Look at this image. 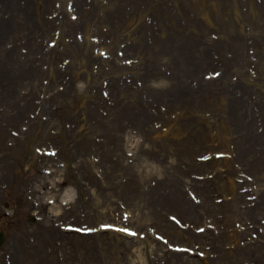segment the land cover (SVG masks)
<instances>
[{"label": "rangeland", "instance_id": "374dc122", "mask_svg": "<svg viewBox=\"0 0 264 264\" xmlns=\"http://www.w3.org/2000/svg\"><path fill=\"white\" fill-rule=\"evenodd\" d=\"M67 1L69 6H66ZM85 1L88 3L79 0L80 4L78 5L76 0H46V2L39 0L41 5L38 15L42 17L43 22L51 24L43 26L44 32L37 24L38 19L34 15L36 13L33 9V0H26L28 2L26 10L29 14L31 13L27 24L19 20L14 22L12 27L0 26V37H2L0 38V122L2 124L0 126V230L6 236L0 247V264H186L187 261L193 264H210L206 261L216 260L219 255V247L225 242L227 243L224 246H227L228 242L231 243L232 238L227 237V241H224L221 238L223 232L221 223H217L209 213L199 207L202 204L211 205V202L206 201L201 195L195 196L196 201L189 198L190 191L198 193L195 188L191 189L185 185V182L179 181L174 175L176 171L168 174L170 178L172 176L179 181V183H175V186L167 180L156 181L160 176L157 172H150L153 170L150 161L164 160L161 173L167 174L168 169L176 167L180 170L181 166L184 167L182 170L184 171L190 163L179 147L183 149L198 148V146H193L194 143L187 147L186 140L197 134L198 130H201V134L211 131V134L214 135L216 130L205 128L203 123L207 122L214 127L221 118L220 110L224 109L226 105L230 109V103L242 105L243 102H240L238 98L232 99V96H235L239 91L237 85L242 86L244 83L241 77L243 75L240 73L250 76L254 68L252 67L251 70V67L248 68L247 65H251V61H254L261 76L264 75V65L262 64L264 62V0H207L206 5L202 2L201 6L196 3L198 0H97L103 2V4H98L99 8H90V4L94 0ZM213 2L215 6H212ZM50 3L51 6H46ZM112 4L115 11L118 8L120 11L124 10L125 13L120 12L121 15L117 16L119 10L116 11L113 13V21L106 19L99 29L108 33L109 24L113 34L115 30L119 31L120 27L123 28V23L120 20L125 19L134 23L135 40L132 42V39H129L127 41L129 47L126 48V46L124 47L126 42L120 43L118 40L121 36L120 33L115 32L112 37L107 36L105 40L102 39L101 34L94 36L96 38L93 42L97 43L94 48L95 43L91 45L84 37L83 26H86L84 21L86 17L81 9L83 7V11H89L95 8L91 15L95 19L98 17L105 19V11H101L100 7L107 6L106 9H109ZM129 5H133L134 9H129ZM178 8L181 13L177 17ZM261 8H263L262 12ZM166 12H169L170 15H166ZM138 13H142L143 17L139 23L134 20L137 19ZM151 15L164 20L167 29L171 31L167 33L168 39L161 40L160 34L154 29V38L162 43L158 48L151 46L153 52L149 53V49L144 46H146L145 42L151 43V40L147 37L144 38L139 31H141L143 23H148L152 19ZM170 17L178 18L179 22H174ZM33 20L37 27L32 26ZM65 20H76L75 23H82V25L75 26L76 28L66 27L64 26ZM89 24L93 25L92 28L96 25L92 21ZM170 24H172V29L168 27ZM178 26L181 27L179 34L175 32L177 30L175 28ZM92 32L95 35L97 31ZM71 34V39L74 40L70 43L74 44L67 45V47L74 49L78 43L82 49H88L85 58L93 55L96 58V55L112 54L111 58L108 56L110 61L106 62V66L104 64L99 66L101 75L97 76V83H95L98 87L92 90L96 95L91 96L90 94L88 98L80 96L75 91L76 88L74 89V87H79L78 90L81 91L85 84L82 82L83 80L76 79L73 83L65 82L62 79L49 82L46 78L47 61L41 62L38 66L32 57L38 56L34 46L41 41L40 38L43 45H48L47 40L55 35L64 37L61 38V41H57L55 47L57 50H61L60 43L64 39L65 43H68L66 37L68 38ZM173 34L179 40L173 39ZM212 35L215 38L209 42ZM41 36L47 39H43ZM90 38L93 39V37ZM228 40H232V43L229 44ZM19 41L21 44L17 45L16 42ZM174 41H178L180 49L177 48ZM14 42L15 44H13ZM5 44L12 45L11 49H13L8 59L2 53V45ZM141 47L144 48L141 51L142 56L132 53L140 51ZM213 47L215 52L210 54L209 50ZM232 53L233 57L230 56ZM18 55L21 56V62H15L19 59ZM66 58L65 62L69 60L68 57ZM110 63L112 67L115 66L112 71ZM12 64H17V69ZM61 64L62 62L58 61V66H62ZM148 64H151L153 68V77L146 79L143 73H146L147 70L151 71L147 67ZM92 65L97 71V59L87 62L86 68L89 70L90 67L93 68ZM34 66L36 69L33 68ZM116 66H125L126 69L120 70ZM29 69L33 70L36 83H38L37 81L45 82L41 88L33 90L36 92L34 95L28 96L26 104L19 105L17 102L20 92L30 89L28 85L30 79L27 76ZM113 70L115 71L113 72ZM213 70L220 74L215 78L211 76L205 78V75L212 74ZM137 71H141L142 74L135 76ZM252 74L256 75L254 71ZM226 76L228 77L226 83L228 81L235 83L234 86H227ZM230 76L234 79L230 80ZM108 80L114 85H122V88H125L127 84L133 85L131 89L137 92V96L132 97L134 103L128 102L130 108L123 107L122 110L119 109L120 107L118 108L115 104L116 101L114 102L108 95L110 92L107 87ZM203 80L210 82L207 84L209 87L206 88L209 95L202 94L205 87L202 91L198 90V92L193 91L192 93L189 91L194 90L192 85L195 82L201 83ZM258 80L260 81V78ZM165 82L172 83L157 85ZM91 85V87L95 86ZM154 85L156 86L152 87ZM180 86H183L182 93L177 92L174 95L173 90ZM254 86L256 85L247 83L242 89L247 91L246 94L251 97V89ZM38 87H40L39 84ZM216 87L227 88L224 92L227 102L223 103L222 93L217 92ZM30 90L32 91V89ZM54 91L55 95H52L50 107L47 108V104L50 102L48 103L46 98H50V93ZM106 92L107 97H105ZM211 94H215L216 98L212 99ZM237 94L239 95V93ZM100 97L106 99L107 106L101 104ZM127 97L123 98L122 102ZM209 98L211 100L207 101ZM147 99L149 102L152 101L150 107L154 105L151 109L146 103ZM250 100L252 106L255 107L258 101ZM37 101H43L42 108L37 107ZM90 104L95 106L99 116L104 115L100 129L81 128L80 126L98 123L96 117L93 116L90 119L87 118L86 122L81 120L84 109H91ZM96 104L98 105L96 106ZM125 104L126 102L122 105ZM246 105L247 102L244 103V106ZM156 107H158L157 110ZM175 107L177 109H174ZM237 109H240V106L234 107L233 111ZM151 110L153 113H149ZM112 113H116L115 117ZM192 113L193 116H191ZM197 113L201 115L195 116L194 114ZM204 114L206 117L203 116ZM173 119L175 120L172 121ZM164 120H171L174 125H170V130L173 132L178 130L182 135L174 140L169 133L168 136L162 137L164 141H160V139L152 141L153 131L162 127L167 128ZM189 120L193 124L192 126L188 124ZM201 120L204 122L198 123ZM249 122V117H246L243 120V125L247 126ZM202 126L204 128L199 129ZM224 133L226 132H221L223 137ZM134 136L136 141H134ZM206 140H201L204 144V151L194 152L198 155L203 152L207 153L204 156L207 159L202 164V169L198 171L191 167L186 173H189L190 178L193 177L198 181L203 180L204 177L203 184L201 183L199 188L205 189L204 187L207 185L208 190L213 191L211 193L212 203L216 204L213 212L220 218L222 214H225L220 206L224 207L225 204H228L227 198L231 197L225 191L222 192L221 181L217 182L219 178L222 180L227 178L226 166L222 162L226 158L213 157L214 153L212 152L224 150L223 146H216L214 140L207 142ZM245 141L247 140L244 137L239 142V149L245 161L241 158V162L237 163L231 159V165L234 169L239 170L234 176V181L243 186L238 188V193H243L245 199L255 201L259 195L258 191L264 190V184L258 185L257 182L264 180V169L262 174L259 173L258 178L255 179V171H251L249 167V162L252 160L249 158L248 162L249 155L246 156L244 152ZM166 142L169 144H165ZM255 146L256 148L260 147L259 144ZM170 149L181 156H177L175 160L167 158L165 152ZM45 150L52 154L47 155ZM127 151L130 155L133 151L135 155L127 157ZM258 156H260V152L256 153L255 157ZM212 157L218 162H211ZM261 158L264 160V155ZM147 159L148 162H145L144 160ZM145 168L148 170L143 171ZM62 177L67 180V185H56V180ZM151 178H154L155 184L149 188ZM206 180L209 183L206 184ZM168 187H173L176 197H185L199 205L196 207L198 210L181 204L182 212L188 213L184 214L179 212L177 204H168L165 200L166 197L160 194L162 191L170 190ZM64 188L77 192L71 204L60 206L55 199L60 200V197L67 193L66 190L63 191ZM148 188L149 191H146ZM178 191H181L182 194H178ZM49 199L53 201L50 203ZM55 204H59L61 207L60 213L62 214L60 216L52 214ZM168 213L176 216L182 226L186 228L188 226L191 229H189V233L186 229L187 234H184V237H181L182 241L178 242H186V236L188 238L190 235V246L193 238L195 242L193 248L199 253H204L203 255L195 253L187 258L183 254L167 251L169 254L167 258L165 256L168 254H158L159 256L152 257V254L164 253L162 250H155L156 243L162 244L163 250L167 248L156 236L163 235L165 239H169V236L172 235L166 225L169 222ZM195 213L199 214V217H191ZM251 221H248L250 222V224L248 223L249 227L254 225ZM102 224H107L110 227L101 228ZM260 224L263 226L259 227ZM65 225H84L97 230L90 235L80 236L73 231L65 230ZM114 225L122 226L137 234L136 236L125 234L113 229ZM254 227H256L255 232L249 230L243 235L244 237L239 238L237 244L240 243V248L246 244H254L249 242L250 239L255 241V244L259 240H264L258 237V229L259 233L264 234V209L258 215V223ZM198 228L204 229L200 232L201 235L197 233ZM231 228L242 230L244 226L236 221L235 224H231ZM109 232L115 234H109ZM193 233H197L204 239L200 240L198 236L194 238ZM116 234L118 235L116 236ZM176 234L182 236L183 233ZM226 234L231 236V233L226 232ZM122 236L128 238V241ZM212 236H214V241L211 240ZM169 241L173 242V239H169ZM231 245L234 251L236 243ZM231 254L222 255L221 252V257L226 260L224 264H237L240 261V264L248 263L247 260H244L248 258L247 256L241 257L240 261H237L232 258ZM262 257L260 261L251 260L250 262L264 264V255ZM250 258H258L257 253L253 252ZM164 260L166 262H163Z\"/></svg>", "mask_w": 264, "mask_h": 264}, {"label": "bare ground", "instance_id": "6f19581e", "mask_svg": "<svg viewBox=\"0 0 264 264\" xmlns=\"http://www.w3.org/2000/svg\"><path fill=\"white\" fill-rule=\"evenodd\" d=\"M44 1L46 2V0H44ZM76 2L78 3V5L80 4L79 0H76ZM98 2L99 1L92 2L90 4L91 5L90 8L94 7L95 5L99 6L98 4L100 2L99 3ZM202 2H203V4L205 3V5H206L207 0H198V1H196L198 6H201ZM149 5H151V3H149ZM174 5H176L175 2H174ZM46 6H51V3L47 4ZM212 6H215L214 2L212 4ZM15 7H17L16 4H15ZM112 7H113V4H112L111 8H109V9H105V7L102 8L101 11H103V10L105 11V19H102V18H99V17H98V19L97 18L95 19L94 16L91 15V14L94 13L93 10H95V8L92 9V10H89V11H83L82 10L83 7H82L81 11L83 13H85L84 16L86 17L85 20L82 19L86 23V26L85 25L83 26L84 29H85L84 30L85 33L89 34V33H94L92 31H97L96 32L97 35H101L102 34L101 37L107 38V36H111L112 37V35L115 32H117V33H120L119 35H121L119 37H123V38H121L122 42H126L127 43V41L129 39H132V42H133L135 40V34H134V31H133V29L135 28V27H133L134 23H130V22H128L125 19L124 20H120V22L123 23L122 24L123 28L120 27L119 31L115 30V32L113 34H112L111 29H110L111 25H109V24H108V28H109L108 29V33H104L102 31V29H99V28H101V25L104 23V21L106 19H108L109 21L110 20L113 21L112 17H113V13H115L114 12L115 10ZM19 9H21V7H19ZM133 9H134V6H133ZM201 9H203V8H201ZM118 10L119 9L117 8V11ZM262 11H263V8H261V12ZM120 12H124L125 13L124 10L123 11L119 10L118 13H117V16L121 15ZM138 14L139 15L137 16V19H134L135 22H137V23L141 22L142 18H143L142 17V13H138ZM41 18L37 17V19H38L37 22L39 23L40 28H43V26H45L48 22H43ZM9 20H1L0 24L5 23V22H9ZM13 20H15V19H13ZM252 20H253V18H252ZM90 21H92V23L94 25L96 24L94 26V28H92L93 25L89 24ZM159 21L160 22L157 23V27L159 28L158 31L161 32V34H160L161 37H165V36H167V33H168L167 27L161 20H159ZM78 25H82V23L77 24V23H75L73 21H68V20H65V22H64V26H71L72 28H76L75 26H78ZM174 25H176V23ZM143 26L146 28L143 35L145 36V38L147 37V38H149L151 40V43L150 42H145L146 46H144V45L143 46H144V48L145 47L148 48L149 49V53H150L151 51L153 52V50H152L153 48L151 46H153L155 48H158V46L160 45V42H158V40H156L154 38L153 25L152 24H149L148 26H146L143 23ZM175 29H177L175 32H178V34H179L180 27L175 28ZM121 33L124 34V35H122ZM126 35H127V37H126ZM115 38L117 39V35L115 36ZM116 39H114V41H116ZM173 39L179 40V38L176 37L175 35L173 36ZM175 43L177 45V48L180 49L178 41H176ZM228 43L229 44L232 43V40H228ZM108 47H110V45H108ZM144 48L141 47L140 51H133L132 53L137 54L139 56H142V52L141 51ZM81 49H82V47L79 46V45H77V47L75 49L67 48V46H66L65 50H63L62 52H65V54H70L71 57H72V61L70 62V64L67 67L68 73L70 74V76L72 75L73 77H82L83 74H81V72L84 70L85 79H83V80H85V84H86L85 91L89 92V89L92 86L91 84L95 85V83H97V80H94V78L96 79V77L91 75V70L90 69L88 70L86 68V64L90 60H93V59H96V58H95L94 55L93 56H89L88 58H85V57H87L88 49H82V50ZM132 49H133V47H132ZM146 53H148V52L146 51ZM59 54H60L59 51L58 52H53L52 53V57H51V62L53 61V58L54 59H58ZM151 54H150V56H151ZM148 60H150V59H148ZM39 61H41V60H39ZM104 62H107V61L104 60ZM14 65H15V67L17 69L18 65L17 64H14ZM116 67L120 68V70H125L126 69L125 66H123V67L122 66L121 67L120 66H116ZM147 67L151 71L149 72L145 68V70H147V72L143 73V75L145 76L146 79L150 78V77H153L152 76L153 68L151 67V64H148ZM33 68L36 69L35 66ZM113 68H115V66H113L112 69ZM32 71H33L32 69H29V71L27 72L28 73L27 76L30 79V82H29L28 85L30 86V89H32V91H33V90H36V87H37V89H39V87H38V83L35 82L36 78H34V75H33ZM114 71L115 70H113V72ZM52 73H53V70H52V68L50 66L48 74L52 75ZM62 73L63 72L57 70L56 77L61 78L62 77ZM141 74H142L141 71L135 72V76H138V75H141ZM103 76H105L104 73H103ZM132 77H133V74H132ZM241 77L244 79V81L246 83L250 81V79H248L246 75L245 76H241ZM226 79H228V78L227 77L225 78V83H226ZM113 82H115V81H113ZM167 83L170 84L172 82H165V83H162L160 85H164V84H167ZM255 83H257L259 88L264 92V80H260V81L256 80ZM206 84L207 83H202L201 84V88H204V86ZM95 86H97V85H95ZM155 86L156 85H154L152 87H155ZM107 87H108V89H110L109 93L113 97L112 100H114V102L116 101L115 104H117L118 108L120 107L119 108L120 110H122L123 107L130 108L129 105H128V102H133L134 103V101L132 100V97L135 98L137 96L136 95L137 92H135L134 89L133 90L131 89V87H133L132 84H127V86L125 88H122V85H120V84L114 85V83H110V84H107ZM207 87H209V86H206L205 88H207ZM216 89L218 90L217 92L222 93L221 100L223 101V103L227 102L226 95L224 94L225 89L224 88H219V87H216ZM157 90H159V89H157ZM181 91H183V86L175 88L173 90V94L175 95L177 92L178 93L179 92L182 93ZM29 94H30V92H29ZM83 95L85 96V94H83ZM212 95H213V99L216 98L215 94H212ZM18 96H19V100H21L23 98V95H21V94H19ZM126 96H128L127 99L124 101V102H126V104L122 105L124 103V102H122L123 98L125 99ZM100 99H101V104L106 105L105 104V100H103L102 98H100ZM232 99H235V98L232 97ZM212 101H214V100H212ZM260 105H261V111L258 108L259 113H256L253 110L252 106L246 107V106H244V103H242V106L241 105H234V104L230 103L231 109L228 108V106L226 105L224 109L220 110L221 118H220L219 122H217L214 127H212L207 122L203 123L205 125V128H209V129H212V130L215 129L216 130L215 134L212 135L211 131L208 132V133L201 134L200 133L201 130H198L197 134H194L193 137H190L188 140H186L188 143H194L193 146H198V148H195V149H186L185 148V149H183L182 147H179V150L181 148V151L185 153V155L187 156L186 159H188L187 161H189V163H190V165H188V166L186 165L187 167H186V169L184 171H182L184 168L182 170H179L176 167L175 169H168V173L167 174L161 173V171H162L161 168L164 167V163H165L164 160L163 159H155V161H150L151 167L153 168V170H151L150 172H154V173L157 172L158 175L160 176V177H158V179L167 180V182L170 181V183L172 185L175 184V183L176 184L179 183V181L177 179H175L174 177H172V176L170 178L168 174H170L173 171H176V173H175L176 175H177V173H180L182 182H185L187 185H190V186L194 187L196 189V191L203 198L206 199V201L211 202L212 206L210 204L207 205V206L202 204L199 207L204 209L207 213H209L210 217H212L213 220H215L217 223H222L224 226H231V223L233 224V222H235V221H240L241 225H243L245 227V229L243 231L232 230L231 236H229V234L228 235L227 234L221 235V238L224 241H227V237L228 238H232L231 243L228 242V245H230V249L226 250V247L224 246V244L227 243V242L222 243L221 247H219V250H218L219 251V255H217L216 260H208V261H206L207 263H210V264H212V263H214V264L215 263L216 264H224V262H226V260L223 257H221V252H222V255H224V254L226 255L227 253H230V254L232 253L231 254L232 258L234 260H237V261H240L239 259L241 257H246L247 256L248 258L244 259V260L248 261L247 264H254L253 262H250V261L251 260L260 261L261 258H263L262 256L264 255V243L263 244H261V243L255 244V241L250 239L249 242L250 243H254V244H246V245L243 246V248L242 247L240 248V245H239L240 243L237 244V242H238L240 237H243V235L246 234L247 230L248 231L250 230V228H251V227H249L250 222H248V221L252 220L251 221L252 223H254V224L258 223V215L264 209V190H261L260 192L258 191L259 195L257 196V199L255 200L254 204H252L251 200L245 199L243 193H238V188L239 187H243L242 184L236 183L234 181V176L237 173V171H239V170L233 168V166L231 165L232 164L231 160L223 159L222 162L225 164L224 166H226V170H227V178L224 179V180L219 178V179H217V182L221 181L220 185L222 186V189H223L222 192L225 191V193L227 195H231L232 197L228 198V202H227L228 204H225L224 207L220 206V208H222V210L225 212V214H224V216L222 218H218L216 216V213L213 212L214 209H215L214 205H216V204L212 203L211 193L213 191L212 190H208V186L207 185H205L206 186V187H204L205 189L201 190L199 188V186H197L198 182L196 181V184H195L194 179L190 178L189 177V173H186V172L191 167H194L193 169L198 170V171H200L202 169L201 167H202V164H204V163H202L200 161H196V160L193 159V157L195 155L194 152L201 151V150L204 151V149H203L204 148V144H203V142H201L202 139H207L206 142L207 141H213V140L214 141H218V144L220 143V146H225L226 147V149H227L226 152L227 153H231V154L234 153V154H232V158L234 159L233 162H237V163L239 162L240 163L241 158H243V155H242L241 150L239 149V143H238L237 139L233 140V133H234L235 135L239 136V140H242L244 137L246 138L247 141L244 143V148H246V149L244 150V152L246 153V156H247V154L249 155V157H247V161L249 162V158H251V160H252V161L249 162V165H250L249 167L251 168L250 169L251 171H255L254 172V177H255V179H257L258 176H259L258 174L259 173L262 174L261 172L264 169V160H262V158H261L264 155V124L260 123V125L263 126V129H262L263 132L262 133L259 134V133L254 132L255 128L257 126V121H260V119H261L263 121V123H264V101L260 100ZM237 106H241L240 108H244L245 107V111H244L243 114L239 112L240 110L233 111V108L237 107ZM174 109H177V108L175 107ZM112 114H114V117H115L116 113H112ZM91 116L96 117V122H98V123H96L95 125H90V124L80 125L81 128H89V129H97L98 128V129H100V123H101V121H102L104 116H101V115L99 116V114H97L94 109H90V108H88V110L84 109L81 120H83V122H86V119L87 118L90 119ZM98 116H99V118H97ZM177 116H179V115H177ZM191 116H193V113L191 114ZM246 117H249V120H250V122L247 124V126L243 125V120L246 119ZM165 121H167V120H165ZM190 122L191 121L189 120L188 124H190V126H192L193 124H191ZM202 122H204V121L201 120V122H198V123H202ZM254 125H255V127H254ZM200 128H204V127L202 126V127H199V129ZM242 128H244V133H241V129ZM257 128H258V126H257ZM220 130L226 132V133H224L225 134L224 137L222 136V134H221L222 131L220 132ZM169 133H170V136H172V138H174V140H177L178 136L182 135V134H179L178 130H175L173 132V131H171L169 129L167 131V133H163L161 131L155 130V131H153V138L151 140L152 141H156V140L160 139V141H164V140H162V137L168 136L167 134H169ZM229 143H233V144H235L238 147V153H237V151H235V149H231ZM256 143H258L260 145V147L256 148L255 145H258ZM165 144H169V143L166 142ZM222 144H224V145H222ZM170 146H171V144H170ZM170 146H169V148H170ZM259 152H260V156H258L256 158L255 157L256 153H259ZM165 154H167V158H173V160H175L177 158V156H181L179 154H175L174 152H172L171 149L167 150L165 152ZM204 154H206V153H201L199 155L202 156ZM144 161L148 162V159L144 160ZM243 161H245V158H243ZM211 162H213V163L216 162L217 163L218 161L217 160H212ZM174 165L176 166V164H174ZM145 170H148V168H145L143 171H145ZM199 174H201V173H199ZM203 180H204V177H203ZM206 182L209 183L208 180H206ZM257 182L259 183L258 185H263L264 184V180L257 181ZM226 185H227V187H226ZM168 188H170V190L168 192H160V194L162 196L166 197L165 200L167 201L168 204L176 203L178 205V209L180 210V212L184 213V214H188V213L182 212L181 207H183V206H181V204L184 205V206L188 205L190 209L195 208L196 205L194 203H192L190 200L186 199L185 197H180V198L176 197L175 194H174L173 187H168ZM147 191H149V188H148ZM219 191H220V189H219ZM67 196H70V195L67 194ZM67 196H64V197H67ZM179 206H181V207H179ZM56 212H58V210H56ZM191 217H199V214L195 213L194 216H191ZM166 225L168 226V228L170 230V233L173 234L172 237L174 239H181V236H178L175 232L183 233L182 237H184V234H187L186 232L189 231V230H187V231L179 230L177 227L175 228L171 222L166 223ZM259 226H262V225L260 224ZM251 232H254V231H251ZM109 234H115V233H110L109 232ZM117 235L118 234H116V236ZM192 235H193L194 238H197L195 236H198V238L200 240L203 239L200 235H196V234H192ZM122 238L126 239V241H128L127 240L128 238H124L123 236H122ZM186 238H187V236H186ZM259 238L260 239H264V234L260 233L259 234ZM131 241H134V240L131 239ZM187 241L190 242L191 240L189 238H187ZM234 242L236 243V249L233 251V249H232L233 247H232L231 244H233ZM154 246H155V250L164 251L162 244H160V243L157 244L156 243V245H154ZM253 252L257 253V257L258 258H250L253 255ZM159 253L163 254L162 252H159ZM240 262H238L237 264H240ZM186 264H193V263L190 262V261H187Z\"/></svg>", "mask_w": 264, "mask_h": 264}, {"label": "snow or ice", "instance_id": "6c2138e0", "mask_svg": "<svg viewBox=\"0 0 264 264\" xmlns=\"http://www.w3.org/2000/svg\"><path fill=\"white\" fill-rule=\"evenodd\" d=\"M218 75V74H217ZM104 227H110V226H104ZM87 231H94L93 229H87ZM121 231H127V229H121ZM201 231H203L202 229H201Z\"/></svg>", "mask_w": 264, "mask_h": 264}]
</instances>
